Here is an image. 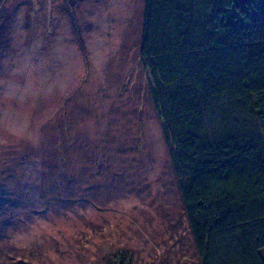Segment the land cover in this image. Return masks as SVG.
<instances>
[{
    "label": "rangeland",
    "instance_id": "1",
    "mask_svg": "<svg viewBox=\"0 0 264 264\" xmlns=\"http://www.w3.org/2000/svg\"><path fill=\"white\" fill-rule=\"evenodd\" d=\"M145 0H0V264H198L140 58Z\"/></svg>",
    "mask_w": 264,
    "mask_h": 264
},
{
    "label": "trees",
    "instance_id": "2",
    "mask_svg": "<svg viewBox=\"0 0 264 264\" xmlns=\"http://www.w3.org/2000/svg\"><path fill=\"white\" fill-rule=\"evenodd\" d=\"M139 51L198 264H264V0H145Z\"/></svg>",
    "mask_w": 264,
    "mask_h": 264
}]
</instances>
